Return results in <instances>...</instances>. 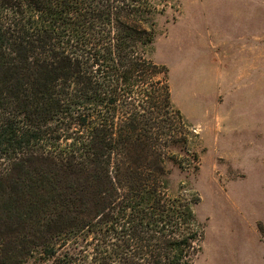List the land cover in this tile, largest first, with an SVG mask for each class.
Segmentation results:
<instances>
[{"label": "trees", "instance_id": "trees-1", "mask_svg": "<svg viewBox=\"0 0 264 264\" xmlns=\"http://www.w3.org/2000/svg\"><path fill=\"white\" fill-rule=\"evenodd\" d=\"M173 0H0V264H194V131L150 58Z\"/></svg>", "mask_w": 264, "mask_h": 264}, {"label": "rangeland", "instance_id": "rangeland-1", "mask_svg": "<svg viewBox=\"0 0 264 264\" xmlns=\"http://www.w3.org/2000/svg\"><path fill=\"white\" fill-rule=\"evenodd\" d=\"M171 4L150 58L199 136L198 167L170 165L168 176L173 193L199 196L194 264H264V0Z\"/></svg>", "mask_w": 264, "mask_h": 264}]
</instances>
